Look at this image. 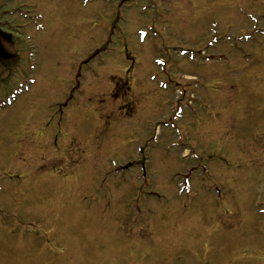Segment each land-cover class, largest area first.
<instances>
[{"label":"rangeland","instance_id":"1","mask_svg":"<svg viewBox=\"0 0 264 264\" xmlns=\"http://www.w3.org/2000/svg\"><path fill=\"white\" fill-rule=\"evenodd\" d=\"M32 3L0 7V264H264V0Z\"/></svg>","mask_w":264,"mask_h":264},{"label":"flooded vegetation","instance_id":"2","mask_svg":"<svg viewBox=\"0 0 264 264\" xmlns=\"http://www.w3.org/2000/svg\"><path fill=\"white\" fill-rule=\"evenodd\" d=\"M2 32H5V28H3L0 23V44L3 49L5 48L11 54L10 58L12 59L13 58L12 49L16 48V46L14 45L15 43L12 38L6 36V34L3 35Z\"/></svg>","mask_w":264,"mask_h":264},{"label":"water","instance_id":"3","mask_svg":"<svg viewBox=\"0 0 264 264\" xmlns=\"http://www.w3.org/2000/svg\"><path fill=\"white\" fill-rule=\"evenodd\" d=\"M8 56L7 55H3L2 54V50H1V48H0V59H5V58H7Z\"/></svg>","mask_w":264,"mask_h":264}]
</instances>
